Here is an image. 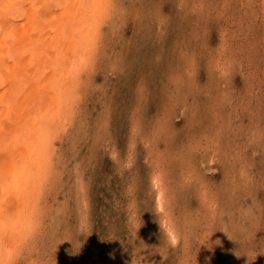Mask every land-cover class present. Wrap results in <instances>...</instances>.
<instances>
[{
  "label": "rangeland",
  "instance_id": "rangeland-1",
  "mask_svg": "<svg viewBox=\"0 0 264 264\" xmlns=\"http://www.w3.org/2000/svg\"><path fill=\"white\" fill-rule=\"evenodd\" d=\"M116 1L19 264H264L263 1Z\"/></svg>",
  "mask_w": 264,
  "mask_h": 264
},
{
  "label": "bare ground",
  "instance_id": "bare-ground-1",
  "mask_svg": "<svg viewBox=\"0 0 264 264\" xmlns=\"http://www.w3.org/2000/svg\"><path fill=\"white\" fill-rule=\"evenodd\" d=\"M262 1L264 3V0ZM115 2L117 1L0 0V219L14 217L15 224L20 226L14 231L4 230L0 233V242L6 244L11 241L14 246L22 247L21 229L33 214L39 212L41 199L44 200V194L56 181L57 142L63 139L69 129L68 126L78 108L85 79L89 77L99 58L101 45L104 44V27L109 18L115 15ZM5 4L21 7L15 10L5 9ZM88 4L104 6L84 7ZM116 13L119 15L118 11ZM121 17L123 16L119 17L120 20ZM135 19H132V22H135ZM110 34H114L113 30L107 35ZM40 177L44 180L43 184L38 183ZM162 179L159 174H155L152 184L156 190L157 207L167 215L166 199L169 195L164 184L166 182ZM165 214L163 221L168 235L175 241L178 237L175 222H171L173 217L168 220ZM41 231L43 230L41 229L33 240L39 239ZM33 249L39 250V247L33 246ZM32 252L31 254H34L33 250Z\"/></svg>",
  "mask_w": 264,
  "mask_h": 264
},
{
  "label": "clouds",
  "instance_id": "clouds-1",
  "mask_svg": "<svg viewBox=\"0 0 264 264\" xmlns=\"http://www.w3.org/2000/svg\"><path fill=\"white\" fill-rule=\"evenodd\" d=\"M101 4H88L84 7H103ZM20 5H8L5 4V9H18ZM38 183L43 184L44 180L42 177L38 178ZM44 219L43 216L39 213L33 214L30 220L23 226L20 232V240L22 241V247L26 248L31 241L38 235L40 230L43 228ZM20 228L19 225L15 224L14 217H8L0 219V233L4 230L14 231L15 229ZM22 247L14 246L11 241H8L6 244L0 242V264H19V257L22 254Z\"/></svg>",
  "mask_w": 264,
  "mask_h": 264
}]
</instances>
